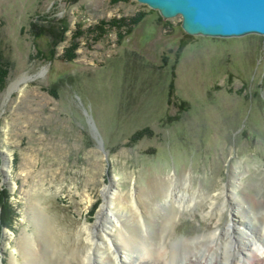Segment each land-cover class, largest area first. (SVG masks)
<instances>
[{"label": "rangeland", "instance_id": "374dc122", "mask_svg": "<svg viewBox=\"0 0 264 264\" xmlns=\"http://www.w3.org/2000/svg\"><path fill=\"white\" fill-rule=\"evenodd\" d=\"M181 24L137 0H0V222L5 208L13 221L0 264L31 263L27 232L41 254L34 213L53 229L52 255L75 251L114 178L126 192L192 169L217 192L236 168L239 195L264 199V36H191ZM207 210L185 212L170 241L213 230Z\"/></svg>", "mask_w": 264, "mask_h": 264}, {"label": "bare ground", "instance_id": "6f19581e", "mask_svg": "<svg viewBox=\"0 0 264 264\" xmlns=\"http://www.w3.org/2000/svg\"><path fill=\"white\" fill-rule=\"evenodd\" d=\"M39 77H22L9 94L22 92ZM10 162L7 157V176ZM240 181L233 168L228 182L211 192L202 183L195 185L190 169L180 174H154L147 186L133 185L124 192L119 179L114 178L107 186L97 221L80 227L75 251L63 249L61 255H52L53 229L40 213L34 216L41 228V254L33 252L34 236L28 232L22 236V248L29 264H264V199L245 192L239 195ZM203 204L208 208L205 217L216 223L213 230L170 241L168 235L176 229V221ZM14 261L11 264H16Z\"/></svg>", "mask_w": 264, "mask_h": 264}, {"label": "water", "instance_id": "95a60500", "mask_svg": "<svg viewBox=\"0 0 264 264\" xmlns=\"http://www.w3.org/2000/svg\"><path fill=\"white\" fill-rule=\"evenodd\" d=\"M164 19L182 18L191 36L238 38L264 36V0H137Z\"/></svg>", "mask_w": 264, "mask_h": 264}, {"label": "trees", "instance_id": "16d2710c", "mask_svg": "<svg viewBox=\"0 0 264 264\" xmlns=\"http://www.w3.org/2000/svg\"><path fill=\"white\" fill-rule=\"evenodd\" d=\"M9 73H10V62L1 55L0 56V92L3 91L6 87ZM11 218H12L11 211L5 208L1 219L2 222H0V230H2L3 228L12 227L13 221Z\"/></svg>", "mask_w": 264, "mask_h": 264}]
</instances>
